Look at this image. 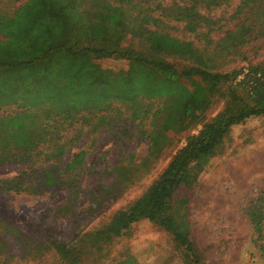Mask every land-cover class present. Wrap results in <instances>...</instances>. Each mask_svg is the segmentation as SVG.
<instances>
[{"label": "trees", "instance_id": "trees-1", "mask_svg": "<svg viewBox=\"0 0 264 264\" xmlns=\"http://www.w3.org/2000/svg\"><path fill=\"white\" fill-rule=\"evenodd\" d=\"M232 2L0 0V70H18L17 107L20 112H40L47 134L45 145L16 154L11 162L37 165L36 159L48 149L75 143L105 114L104 125L148 141L144 163H151L170 133L195 116L220 84L223 109L188 137L160 176L120 215L126 228L148 219L171 234L185 251L186 264H207L191 237L189 222L175 224V216L187 205L177 191L194 185L211 160L223 153L233 127L251 118L264 120V66L251 65L240 77L245 68L224 74L203 65L245 58L255 35L264 32V0H238L228 16L211 15ZM109 58L126 59L128 67L104 68L102 60ZM1 107L0 121L5 117ZM123 108L130 110L129 116L123 117ZM119 119L125 121L123 126ZM41 164L35 170L37 179H0V188L37 191L31 185L36 181L38 186L65 185L69 193L76 191V177H61L57 164ZM243 210L254 242L264 247V190ZM11 225L0 218V264H10L1 234L19 232ZM52 244L64 264H84L85 256L104 250L94 231L67 245L59 240Z\"/></svg>", "mask_w": 264, "mask_h": 264}, {"label": "rangeland", "instance_id": "rangeland-1", "mask_svg": "<svg viewBox=\"0 0 264 264\" xmlns=\"http://www.w3.org/2000/svg\"><path fill=\"white\" fill-rule=\"evenodd\" d=\"M237 3L233 0L230 6L214 9L211 15L226 17ZM250 48L245 58L233 63L221 65L220 60H210L203 65L224 74L251 65L264 66V32L255 35ZM128 64L126 59L102 60L104 68L115 71ZM18 83L17 69L10 73L0 70V106L5 114L0 121V179L23 175L31 182L39 173L35 172L39 164L54 163L61 177L77 178V187L69 193L65 185L42 187L35 181L31 185L37 191L0 188V218L19 230L1 234L8 244L4 256L10 264H64L52 243L59 240L67 245L88 231L98 233L104 250L99 255L85 256L84 264H186L185 251L176 246L171 234L148 219L126 228L120 215L160 176L188 137L198 134L223 109L225 102L217 93L220 84L193 119L190 117L170 133L165 147L151 163H144L149 147L145 138L124 136L117 126L104 125L106 117L101 114L100 120L86 127L75 143L48 149L34 165L11 162L14 155L36 151L47 140L42 114L19 111ZM123 111V117L129 116V109ZM124 124L119 119V127ZM262 190L264 120L251 118L233 127L223 153L211 160L194 185L177 191L176 196L186 198L187 205L175 216V224L189 222L191 237L207 264H264V247L254 242L243 210Z\"/></svg>", "mask_w": 264, "mask_h": 264}, {"label": "built area", "instance_id": "built-area-1", "mask_svg": "<svg viewBox=\"0 0 264 264\" xmlns=\"http://www.w3.org/2000/svg\"><path fill=\"white\" fill-rule=\"evenodd\" d=\"M247 72H248V68H245L243 74H242L240 77H244V75H245Z\"/></svg>", "mask_w": 264, "mask_h": 264}]
</instances>
